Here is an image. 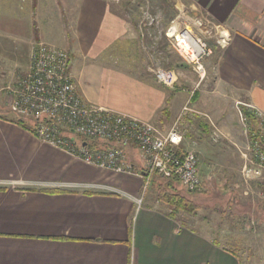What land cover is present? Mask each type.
<instances>
[{
  "label": "crops",
  "instance_id": "crops-1",
  "mask_svg": "<svg viewBox=\"0 0 264 264\" xmlns=\"http://www.w3.org/2000/svg\"><path fill=\"white\" fill-rule=\"evenodd\" d=\"M173 2L181 15L176 25L189 22L211 50L204 62L215 94L264 116V0ZM139 10L117 0H0V264H244L193 215H172L156 195L139 204L142 179L40 142L31 124L15 122L9 110L2 88L30 71L34 47L45 43L69 53V74L88 102L167 132L188 102L185 87L199 77L187 73L170 43L162 45L166 61H158L160 44L140 29ZM160 66L176 71L177 89L154 77ZM182 118L181 129L191 124ZM198 127L204 143L208 127ZM228 136L241 141L239 132ZM138 154L128 150L137 167ZM223 155L224 149L206 155L210 172H218ZM226 156L224 172L232 162Z\"/></svg>",
  "mask_w": 264,
  "mask_h": 264
},
{
  "label": "built area",
  "instance_id": "built-area-1",
  "mask_svg": "<svg viewBox=\"0 0 264 264\" xmlns=\"http://www.w3.org/2000/svg\"><path fill=\"white\" fill-rule=\"evenodd\" d=\"M154 21L150 13L143 14V23ZM172 24L176 25L175 21ZM183 32L186 30L166 34L180 47L178 35ZM195 38L202 52L194 58L185 50V55L182 52L181 55L187 62L190 57L198 65L195 70L202 79L201 59L209 56L211 50L201 39ZM191 50L194 52V48ZM69 66L70 55L66 50L39 43L33 49L30 71L13 86L5 88L10 112L27 122L32 121L30 131L40 142L88 165L146 179L144 188L149 184V176L158 173L177 177L191 192L201 190L198 154L183 147L185 132L180 118L165 132L151 122L88 102L74 84ZM153 73L158 82L168 88H174L178 82L177 73L172 69L157 67ZM255 111L259 127L250 132V154H243L245 164L241 179L250 189L254 186L264 201V116ZM217 138L215 134L213 140L217 142ZM90 142L107 143L109 147L96 148ZM133 147L139 152V167L128 157V150ZM138 202L141 204V200Z\"/></svg>",
  "mask_w": 264,
  "mask_h": 264
},
{
  "label": "rangeland",
  "instance_id": "rangeland-1",
  "mask_svg": "<svg viewBox=\"0 0 264 264\" xmlns=\"http://www.w3.org/2000/svg\"><path fill=\"white\" fill-rule=\"evenodd\" d=\"M117 1H128L132 8H137V10L140 9L138 17L142 15V19L139 20L138 18L139 27L140 29L142 28L145 35L151 30V35H153L152 41L160 44L159 46L161 48H159V46L155 47V52L159 57L158 61L160 63L166 61V57L162 51V45L164 46V44L170 43L173 50L178 53L182 59V63L187 65V68H185L187 73L199 77L196 82L192 83L191 87H185L186 89L181 87L182 90L185 89L189 94V99L183 108V112L180 115L181 117L179 116L181 120L180 124L183 119L182 117L188 116L189 121H191V124L186 122L187 126L184 125L182 127V131L185 132L183 147L196 152L200 160L199 168L200 177L202 179L201 190L191 192L181 185L180 187L178 186V189L182 193L187 194L199 207V210L195 214H190L193 215L192 219H194L195 223L206 224L213 228L218 240L225 245H229L239 253L240 257L243 258L244 264H264V201H262V198L258 195L254 186L250 189L241 179V170L245 164L243 154H250L248 144L250 141V132L254 129L253 125L246 120L247 118L244 114L248 106L246 107V103L243 101H235L233 97L228 99L216 95L212 82L213 75L211 69H209L206 62H204L206 57L201 59V64L204 68V71H201L204 78L201 79L200 74L195 70L198 65L195 64L190 57L187 58L189 61L187 62L181 55V52L185 55L184 49H186V47L184 46L183 48L182 44H180L179 47L175 41L167 36L166 33H170V31L175 28L177 32L175 31L174 34H178V30H186V32H190L194 38L198 37V39L206 43L198 31L191 27L189 22L183 20V24H172L173 19L176 18V20L179 19V21L181 19V15H178L177 11L173 8L174 0ZM160 5H166L170 10L166 13L160 12L158 8ZM145 12L150 13L152 18L155 19L152 24L149 22H142ZM152 41L150 39L151 43ZM188 53L191 55L190 51ZM160 68L166 67L160 66ZM177 83L173 89L178 88ZM13 85L14 84L7 87ZM7 87L2 88V93L8 99L9 95L5 91ZM185 108H187V110H184ZM177 120L178 119H176V121ZM176 121H174L173 124ZM200 122L206 123L208 127L207 130H209L207 132L210 134L208 135V140L204 143L199 141L197 133L195 132L196 130L199 131L198 123ZM227 122H229V124H227ZM227 131H229L228 134ZM233 131L239 132L241 135L240 142L232 141L231 136H228ZM215 134H218L217 142L213 140ZM212 149L220 151L224 149L225 156L223 155L221 159H219V168L216 173L210 172L206 164L208 161L206 155L212 152ZM229 154L232 156V162L229 168L226 169V172H224L223 164L221 163L223 159L227 157L226 155ZM240 158L242 159V164H240ZM234 170L237 172L234 173ZM155 179L156 177H154V174L150 175L148 179L149 184L146 188H144L146 179H142L143 185L141 195L136 198L137 202L141 200L142 204L145 196L150 194L153 197L156 195L158 199V192L154 185Z\"/></svg>",
  "mask_w": 264,
  "mask_h": 264
},
{
  "label": "trees",
  "instance_id": "trees-1",
  "mask_svg": "<svg viewBox=\"0 0 264 264\" xmlns=\"http://www.w3.org/2000/svg\"><path fill=\"white\" fill-rule=\"evenodd\" d=\"M244 114L247 118L246 120L253 125L254 129H257L259 127L258 118L254 117V115L247 110H245ZM15 122L23 124L25 120L20 117H16ZM28 123H30L31 126L33 124L32 121H28ZM90 144L96 148L109 147V144L101 142H90ZM154 177H156L154 185L156 186V190L158 192V199L171 210L172 215L176 216V214L180 212L195 214L199 210L198 205L194 201H192L187 194L182 193L178 189L180 185H183L177 177H164L162 175H159L158 173H154Z\"/></svg>",
  "mask_w": 264,
  "mask_h": 264
},
{
  "label": "bare ground",
  "instance_id": "bare-ground-1",
  "mask_svg": "<svg viewBox=\"0 0 264 264\" xmlns=\"http://www.w3.org/2000/svg\"><path fill=\"white\" fill-rule=\"evenodd\" d=\"M175 31H176L175 28H173L170 31V33L174 34ZM178 36H179L180 42L182 44V47L183 48H184V46L186 47V49H184V50L187 52H189V51L191 52L192 56L189 55L191 58L195 57L197 55V53L202 52V47L199 45L197 40L195 41V39L192 37L190 32H183ZM191 48H194V52L191 50Z\"/></svg>",
  "mask_w": 264,
  "mask_h": 264
},
{
  "label": "water",
  "instance_id": "water-1",
  "mask_svg": "<svg viewBox=\"0 0 264 264\" xmlns=\"http://www.w3.org/2000/svg\"><path fill=\"white\" fill-rule=\"evenodd\" d=\"M86 144V143H85Z\"/></svg>",
  "mask_w": 264,
  "mask_h": 264
}]
</instances>
